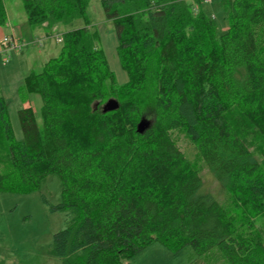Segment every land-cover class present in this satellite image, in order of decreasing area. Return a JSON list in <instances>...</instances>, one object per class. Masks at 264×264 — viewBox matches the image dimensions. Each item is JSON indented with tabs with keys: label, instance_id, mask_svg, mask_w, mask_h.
Segmentation results:
<instances>
[{
	"label": "trees",
	"instance_id": "obj_1",
	"mask_svg": "<svg viewBox=\"0 0 264 264\" xmlns=\"http://www.w3.org/2000/svg\"><path fill=\"white\" fill-rule=\"evenodd\" d=\"M89 1L23 0L32 29L84 25L63 32L60 53L24 77L20 96L38 93L42 105L40 124L32 107L17 110L21 141L0 94V192L39 191L57 176L58 203L42 198L66 213L50 251L62 264H131L152 242L264 264V242L239 232L172 136L185 133L238 204L264 210V161L229 118L237 111L264 136V0H220L223 32L203 0H100L128 73L123 84L108 67ZM6 20L0 0V25ZM110 98L119 106L103 112ZM146 115L150 125L138 133Z\"/></svg>",
	"mask_w": 264,
	"mask_h": 264
},
{
	"label": "rangeland",
	"instance_id": "obj_2",
	"mask_svg": "<svg viewBox=\"0 0 264 264\" xmlns=\"http://www.w3.org/2000/svg\"><path fill=\"white\" fill-rule=\"evenodd\" d=\"M190 1V0H186ZM7 21L0 25V94L5 98L13 134L17 141L23 139L17 110L30 106L36 121L41 123V97L31 93L27 98L19 94L24 77L30 72L41 71L43 64L60 53L61 42L57 37L62 33L84 25L82 19L69 24H56L53 27L37 26L32 33L23 0H3ZM203 11L218 24L223 32L228 27L227 11L220 0L201 1ZM88 14L91 25L99 33L100 47L104 51L109 69L114 73L116 82L128 81V73L122 67L116 50L117 38L112 20L105 17L100 0H90ZM16 29L22 47L18 50H5L3 38L11 36ZM4 60V61H3ZM5 62V63H3ZM105 103V102H104ZM103 103V104H104ZM147 120L152 118L149 115ZM230 121L249 146L253 155L264 161V136L237 111L230 113ZM172 136L191 165L199 170L203 189L224 201L231 218L236 221L239 232L251 235L264 242V210L256 212L238 204L233 194L224 191L210 174L196 148L182 130H174ZM264 178V170H263ZM60 182L56 175H49L39 191L29 193L0 192V263L1 264H62L60 258L51 254L53 234L65 226L66 213L51 211L42 195L50 204H57L60 196ZM131 264H227L218 253L211 252L199 258L191 246L173 252L159 242L148 244L130 260Z\"/></svg>",
	"mask_w": 264,
	"mask_h": 264
},
{
	"label": "water",
	"instance_id": "obj_3",
	"mask_svg": "<svg viewBox=\"0 0 264 264\" xmlns=\"http://www.w3.org/2000/svg\"><path fill=\"white\" fill-rule=\"evenodd\" d=\"M119 103L116 99L110 98L102 105V111L108 112L117 109ZM150 125V121L142 117L136 125L138 133H143Z\"/></svg>",
	"mask_w": 264,
	"mask_h": 264
},
{
	"label": "built area",
	"instance_id": "obj_4",
	"mask_svg": "<svg viewBox=\"0 0 264 264\" xmlns=\"http://www.w3.org/2000/svg\"><path fill=\"white\" fill-rule=\"evenodd\" d=\"M210 1V0H207ZM58 41H62L61 37H57ZM3 45L5 47V50H18L22 47L23 43L21 42V39L17 36L11 35L9 37L3 38Z\"/></svg>",
	"mask_w": 264,
	"mask_h": 264
},
{
	"label": "crops",
	"instance_id": "obj_5",
	"mask_svg": "<svg viewBox=\"0 0 264 264\" xmlns=\"http://www.w3.org/2000/svg\"><path fill=\"white\" fill-rule=\"evenodd\" d=\"M6 21H7V20H6ZM26 22H27V24H28V21H26ZM27 31H28L29 34H30V33H32L33 29H32V28H29V26H28V28H26L25 32H27ZM17 33H18V31H17L16 29H12V30H11V34L14 35V36H17V37H18L19 35H16ZM20 37H21V36H20ZM20 37H18V38H20ZM21 38H22V37H21ZM7 51H8V50H4V51H2V54L5 53V52H7ZM3 61H4V60H3ZM3 63H5V62H3Z\"/></svg>",
	"mask_w": 264,
	"mask_h": 264
}]
</instances>
